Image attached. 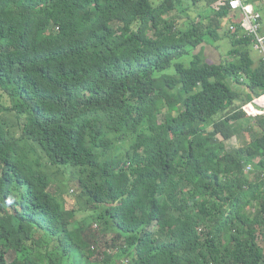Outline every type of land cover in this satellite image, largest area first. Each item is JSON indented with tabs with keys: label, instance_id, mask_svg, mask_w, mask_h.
Instances as JSON below:
<instances>
[{
	"label": "trees",
	"instance_id": "trees-1",
	"mask_svg": "<svg viewBox=\"0 0 264 264\" xmlns=\"http://www.w3.org/2000/svg\"><path fill=\"white\" fill-rule=\"evenodd\" d=\"M253 50L229 0H0V264H264Z\"/></svg>",
	"mask_w": 264,
	"mask_h": 264
},
{
	"label": "built area",
	"instance_id": "built-area-1",
	"mask_svg": "<svg viewBox=\"0 0 264 264\" xmlns=\"http://www.w3.org/2000/svg\"><path fill=\"white\" fill-rule=\"evenodd\" d=\"M229 6L239 13L240 27L243 33L253 39L254 50L258 52L264 63V33L262 32V14L252 2L247 0H229ZM230 28L237 30L236 24H231ZM243 110L248 116H257L264 113V93L256 97L253 101L246 103ZM252 166L248 167V171Z\"/></svg>",
	"mask_w": 264,
	"mask_h": 264
},
{
	"label": "rangeland",
	"instance_id": "rangeland-1",
	"mask_svg": "<svg viewBox=\"0 0 264 264\" xmlns=\"http://www.w3.org/2000/svg\"><path fill=\"white\" fill-rule=\"evenodd\" d=\"M263 22H264V13H263V16H262V23ZM225 45L228 48H232V46L230 44V41H228V40H226ZM172 70L173 69H171V71ZM3 100H4V103H6L7 105H10V106L12 105V103L10 102V100L7 98L6 95L3 96L2 101ZM245 138L249 139V136L246 133H245ZM228 144H229L228 146L231 149L232 146L236 145V140L233 139ZM240 144L243 145L244 144V140H242L240 142ZM63 170H64L63 174H59V173L54 174V178L56 179V181L51 185V192L56 194V195H60L62 189L70 188V191L73 192V193H74V190L79 189V186H78L77 182H73L71 180L70 169L67 168V166H65V167H63ZM59 186L62 187V189H60Z\"/></svg>",
	"mask_w": 264,
	"mask_h": 264
},
{
	"label": "crops",
	"instance_id": "crops-1",
	"mask_svg": "<svg viewBox=\"0 0 264 264\" xmlns=\"http://www.w3.org/2000/svg\"><path fill=\"white\" fill-rule=\"evenodd\" d=\"M250 2H252L254 4V6L262 13H264V0H251ZM262 32L264 33V22L262 23ZM229 41V40H228ZM226 42V40H225ZM253 56L255 58V63L256 66L260 63L261 61V57L258 54V52H256L255 50H253Z\"/></svg>",
	"mask_w": 264,
	"mask_h": 264
}]
</instances>
